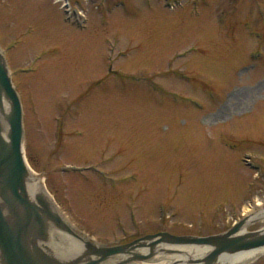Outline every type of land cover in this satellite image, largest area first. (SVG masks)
I'll return each instance as SVG.
<instances>
[{
  "label": "rangeland",
  "instance_id": "1",
  "mask_svg": "<svg viewBox=\"0 0 264 264\" xmlns=\"http://www.w3.org/2000/svg\"><path fill=\"white\" fill-rule=\"evenodd\" d=\"M0 47L26 161L76 229L264 226V0H0Z\"/></svg>",
  "mask_w": 264,
  "mask_h": 264
},
{
  "label": "water",
  "instance_id": "2",
  "mask_svg": "<svg viewBox=\"0 0 264 264\" xmlns=\"http://www.w3.org/2000/svg\"><path fill=\"white\" fill-rule=\"evenodd\" d=\"M3 99L9 103L7 114L2 111ZM22 118L20 97L0 47V264H135L148 262L156 253H181L172 246L207 248L204 254L186 259V264H218L227 255L264 248V226L246 230L248 217L224 232L206 236L160 231L114 245L84 239L44 187L33 194L28 191ZM52 231L58 236H52ZM61 234L77 244L72 251L62 249L64 256L49 248L57 244L52 238L66 241ZM159 245L167 248L159 249Z\"/></svg>",
  "mask_w": 264,
  "mask_h": 264
},
{
  "label": "bare ground",
  "instance_id": "3",
  "mask_svg": "<svg viewBox=\"0 0 264 264\" xmlns=\"http://www.w3.org/2000/svg\"><path fill=\"white\" fill-rule=\"evenodd\" d=\"M2 111H3V114H7L9 111V103L5 99H3L2 101ZM4 127H5V123H4ZM29 171H30V174H29V179L27 182V189L30 192V194H33L40 188L42 189L43 186L41 183L42 182L41 179H38L36 173L30 167H29ZM244 211H247V210L245 209ZM263 212L264 210L259 211V213H263ZM259 213H256V214H259ZM249 218L250 219L248 221H250L253 218V216ZM53 235L58 236V234L52 231V236ZM76 246L77 244L73 242L72 240H66L65 242H62L56 245L52 243V245H50L49 248L53 252L58 253L57 255L64 256L65 253H62V249L64 250L70 249L72 251L74 250V247L76 248ZM172 247L174 249H179L181 253L179 254L171 253L167 255L162 254V253H156L153 256V258H151L148 262L155 263L156 261H159V260L160 261L165 260L168 264H186V259L194 258V257H197L207 252V248H203V247H195V246H172ZM165 248L167 247L159 245V249H165ZM263 253H264V248L231 254V255H227L223 257L218 264H248L249 262L253 261L255 258H257Z\"/></svg>",
  "mask_w": 264,
  "mask_h": 264
},
{
  "label": "flooded vegetation",
  "instance_id": "4",
  "mask_svg": "<svg viewBox=\"0 0 264 264\" xmlns=\"http://www.w3.org/2000/svg\"><path fill=\"white\" fill-rule=\"evenodd\" d=\"M22 101V100H21ZM23 105V104H22ZM119 243H123V242H119Z\"/></svg>",
  "mask_w": 264,
  "mask_h": 264
}]
</instances>
